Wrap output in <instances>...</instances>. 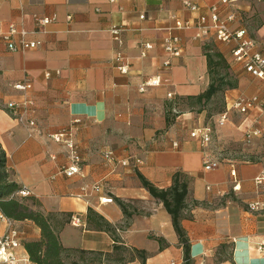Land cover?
Instances as JSON below:
<instances>
[{"label":"crops","instance_id":"obj_1","mask_svg":"<svg viewBox=\"0 0 264 264\" xmlns=\"http://www.w3.org/2000/svg\"><path fill=\"white\" fill-rule=\"evenodd\" d=\"M191 1L199 6L196 12L182 0H0V149L11 179L18 188L31 189L24 202L52 216L61 245L72 250L64 254L65 264H140L141 256L145 264H181L183 248L171 217L138 178L166 188L176 171L188 180L180 224L192 264H264V178L255 181L264 172V79L231 62L233 43L217 40L212 31L198 34L193 24L211 5L220 15L234 12L229 27L243 28L264 55V0ZM34 14L54 19L37 28ZM176 21L190 25L176 28ZM10 25L12 41L24 32L25 40L38 45L9 50L2 34ZM112 27L122 28L119 42ZM168 35L179 37L181 50L165 66L162 41ZM144 42L151 48L142 57ZM207 46L223 55L235 86L201 109H190L177 101L207 87ZM117 54L128 58L127 73L117 70ZM154 76L157 86L138 90ZM23 79L30 81L35 102L32 136L6 107L20 98L11 84ZM238 95L257 96L259 102L243 114L230 111L216 126L219 110ZM217 100L219 110L210 107ZM179 106L184 107L177 111ZM168 111L175 113L170 125ZM200 124L212 126L209 152L218 159L215 168L203 167L199 141L188 135ZM68 128L81 160L71 176L60 172L70 162L65 146L49 136ZM251 129L259 134L246 140ZM104 196L113 201L101 203ZM253 202L255 209L249 207ZM71 215L84 225L71 224ZM24 225V238L39 237L32 222Z\"/></svg>","mask_w":264,"mask_h":264},{"label":"built area","instance_id":"obj_2","mask_svg":"<svg viewBox=\"0 0 264 264\" xmlns=\"http://www.w3.org/2000/svg\"><path fill=\"white\" fill-rule=\"evenodd\" d=\"M221 3H227L229 0H220ZM182 4L191 12H196L199 8L198 4L191 0H182ZM235 18L234 12H226L224 15H220L217 5H211L208 7V12L206 14H198L196 16L195 22L193 23L195 28L199 33H206L208 31L214 32L217 40L226 43H233L230 49L231 62L240 64L243 69L249 73L251 76L264 79V55L255 49V42L252 38L246 35L243 28L241 29H231L229 23ZM54 19V16H38L33 15V21L37 28L49 23ZM70 19V16H67ZM176 28H188L189 23L175 22ZM122 30L121 27H112L109 31L112 33L113 38L119 42V33ZM14 31L12 25L9 26L7 32L2 34V40L4 41L6 47L11 51H25L30 48H34L38 45V41L30 40L27 41L23 38L24 32L21 33L22 38L16 43L11 40L10 35ZM163 50L168 55L163 60V65L167 66L170 64V57L177 56L180 54L181 46L180 39L177 35H168L162 41ZM142 50L140 56H145L146 50L151 48L148 42L141 44ZM116 62V68L120 73H127L129 68V60L127 57L117 54L113 58ZM48 75V74H46ZM159 84V77L154 76L142 81L138 85V90L143 92L149 86H157ZM11 86L20 91V98L18 101H10L6 104L7 109L13 115L14 120L22 125L28 136H32L36 127V121L31 116L30 111L34 106V99L30 95L31 83L27 79H23L18 82H14ZM170 96V94H168ZM259 102L257 96H243L238 95L229 103H227L224 109L219 112L214 119V124L216 126H222L227 119L228 113L234 111L237 113H246L254 104ZM264 103V101H263ZM259 134L258 129H251L245 134V139L249 140L250 137ZM189 137L196 138L202 148V161L203 167L205 169L215 168L218 165V159L215 158L210 150L209 145L212 136V126L208 124L196 125L189 130ZM56 142L62 143L66 150L67 156L70 162L63 165L60 168V172L67 176H71L79 172L80 156L76 151L75 145L72 141V131L68 129H63L58 132L49 135ZM176 146V143H173ZM111 151H106L105 156L111 158ZM264 160V159H263ZM135 161H138L136 158ZM122 164H128L127 161L123 160ZM231 176H235L233 170L230 171ZM264 178V172L261 176L255 178L257 183L261 182ZM87 185L81 186V191L84 192ZM238 184L233 185V189H237ZM80 192L77 194L81 197L83 194ZM31 194V189L22 184L17 190L11 193L12 196L18 198H24ZM99 201L101 203L112 202L113 199L109 196L100 197ZM258 206V202L249 203L251 209H255ZM0 221L3 223V230L0 231V264H18L19 261L22 264H32L26 257L19 259L15 253V249L20 246L19 240V230L15 226V221L11 218L4 216L0 213ZM70 222L73 225H84V222L78 215H71Z\"/></svg>","mask_w":264,"mask_h":264},{"label":"trees","instance_id":"obj_3","mask_svg":"<svg viewBox=\"0 0 264 264\" xmlns=\"http://www.w3.org/2000/svg\"><path fill=\"white\" fill-rule=\"evenodd\" d=\"M205 56L207 71L210 76V81L207 87L195 96H187L177 101L179 104H186L190 109H201L203 106L211 102L212 98L217 93L235 86V82L227 72L228 63L223 55L214 48L207 46L205 48ZM182 107L184 106H179L177 111L182 109ZM219 109L220 108H218V110ZM223 109L224 107L219 110V112ZM169 111L165 115L166 125H170L175 117V113L172 114ZM211 117L212 116H210V118ZM138 178L142 186L151 196L159 200L165 210L169 213L173 230L183 248L181 264H192L189 243L180 224L181 211L185 206V197L188 189L187 178L183 173L176 171L172 176L171 184L166 188H158L140 174H138ZM17 188V184L11 179L10 173L6 168V156L0 149V213L20 223V245L24 249L25 257L32 264H65L64 254L69 255L72 250L64 248L61 245L57 227L52 216L46 215L40 210L32 209L22 198L12 196L11 193L17 190ZM118 204L121 209L126 212L124 203L118 201ZM87 214L93 218H95L96 215L91 209H88ZM27 221L32 222L39 228V237L37 239L21 238L20 234H23V230L27 229L24 225ZM105 228H108L107 225H105ZM81 252H83V250L79 251L80 255ZM140 264H145L144 256H141Z\"/></svg>","mask_w":264,"mask_h":264},{"label":"rangeland","instance_id":"obj_4","mask_svg":"<svg viewBox=\"0 0 264 264\" xmlns=\"http://www.w3.org/2000/svg\"><path fill=\"white\" fill-rule=\"evenodd\" d=\"M211 108H214V109H217V108H219L220 107V105H219V100H217V102L215 103V104H213V105H211L210 106ZM172 113H174V112H172ZM236 147L235 146H229V149H235ZM209 149V148H208ZM19 225H20V223H16L15 222V226H16V228L20 231V229H19ZM3 223L0 221V231H2L3 230ZM26 228V227H25ZM24 231V230H23ZM20 236H21V238L23 239V234H20ZM16 255L18 256V258L19 259H21V258H23V256H24V250H23V248H22V246H19L18 248H16Z\"/></svg>","mask_w":264,"mask_h":264}]
</instances>
